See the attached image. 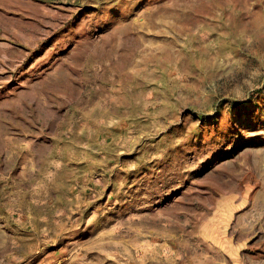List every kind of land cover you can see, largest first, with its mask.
<instances>
[{
  "label": "rangeland",
  "instance_id": "1",
  "mask_svg": "<svg viewBox=\"0 0 264 264\" xmlns=\"http://www.w3.org/2000/svg\"><path fill=\"white\" fill-rule=\"evenodd\" d=\"M0 264H264V0H0Z\"/></svg>",
  "mask_w": 264,
  "mask_h": 264
}]
</instances>
